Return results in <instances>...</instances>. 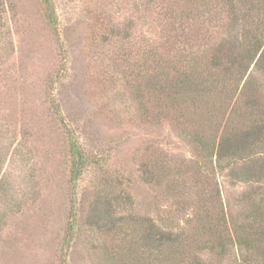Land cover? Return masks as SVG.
Instances as JSON below:
<instances>
[{"label": "rangeland", "instance_id": "374dc122", "mask_svg": "<svg viewBox=\"0 0 264 264\" xmlns=\"http://www.w3.org/2000/svg\"><path fill=\"white\" fill-rule=\"evenodd\" d=\"M53 1L57 33L47 23L42 0H7L5 26L0 28V218L5 220L0 264H62L65 257L66 264L112 262L107 251L111 239L94 231L88 237L82 231L65 253L69 165L60 126L50 113L52 95L91 155L81 180L82 221L97 191L126 193L132 198L126 209L186 241L190 253L177 264H264L263 239L248 255L239 245L241 224L246 215L254 218L252 210L264 193L248 196L257 184L264 192V182H244L222 170L191 137L198 129L183 113L138 99L123 74L109 78L100 72L113 45L135 55L143 47L156 51L170 45V17L185 11L184 1ZM211 7L222 13L218 3ZM208 9L200 6L202 14ZM259 16L264 19L263 13ZM185 28H195L213 42L237 37L240 30L228 29L225 17L212 23L191 20ZM262 77L250 65L216 103L227 99L230 109L239 89L250 92L247 83L254 80L260 86ZM262 89L252 92L264 96ZM238 101L243 103L244 97ZM195 107L189 116L205 124L207 105L197 101ZM257 150L264 156V147ZM112 240L119 244L116 237ZM104 242L102 254L97 244ZM95 255L99 259L94 261Z\"/></svg>", "mask_w": 264, "mask_h": 264}, {"label": "trees", "instance_id": "16d2710c", "mask_svg": "<svg viewBox=\"0 0 264 264\" xmlns=\"http://www.w3.org/2000/svg\"><path fill=\"white\" fill-rule=\"evenodd\" d=\"M6 1L0 0L1 30L5 26ZM183 1L185 11L178 14L172 12L170 17L173 23L170 45L162 44L154 48L156 51L143 47L138 49L136 55L122 45H113V51H109L101 61L104 66L100 72L109 78H115L116 73L123 74L138 99L147 100L165 111L183 113L188 124L198 129L190 132L191 137L202 146L208 157L216 158L222 170H230L244 182H264V156L257 150L264 147V96L258 95L261 92H252V88H264V19L259 16L260 13L264 14V0ZM213 3H218L222 13L212 7L208 9ZM42 5L47 23L57 33L59 16L54 1L42 0ZM202 5L208 9L206 14L200 10ZM223 17L227 19L228 29L238 26L237 37L232 35L213 42L207 34L201 37L195 28H185L191 20L196 23L204 19L212 23ZM109 39L104 38L105 41ZM196 40H199L197 45L194 43ZM175 44L178 46L175 47ZM135 56V62L128 65ZM252 64L262 71L261 85H254L255 81L251 80L247 83L250 92L243 87L239 89V97L230 109L231 103L227 99L222 98L224 102L218 105V95H228L230 91L227 86L233 84L232 79L246 75ZM118 66L121 67L119 71ZM110 68L113 70L110 71ZM261 91L264 93V89ZM242 97L244 101L241 104L238 99ZM197 101L199 106L207 105L208 113L204 115L209 116L206 123L203 121L205 124H197L190 117L191 109L194 113L197 110ZM49 102L54 125L60 126L68 155L70 221L64 240L65 253H69L82 231L85 236L87 232L92 234L94 231L104 233L109 238L107 240L111 239L107 251L112 262L106 259L107 264H177L186 259L190 253L186 241L183 242L181 237L171 232L159 230L147 217L137 216L126 209V205L132 203L129 194L120 196L102 188L94 194L85 220H81V180L91 164V155L81 142L76 128L67 120L61 104L53 95ZM195 115L198 117V114ZM207 122L210 123L209 134L206 132ZM147 165L143 163V167L147 168ZM257 185L252 188L248 198L264 193L261 192L263 186ZM261 197L252 210L254 218L246 215L239 230V245L246 250V255L259 246L260 239L264 241V195ZM4 221L2 215L0 229ZM112 237H116L119 244ZM97 245L104 254L105 242L102 246ZM97 259L99 257L95 255L94 261ZM62 264H66V257Z\"/></svg>", "mask_w": 264, "mask_h": 264}]
</instances>
